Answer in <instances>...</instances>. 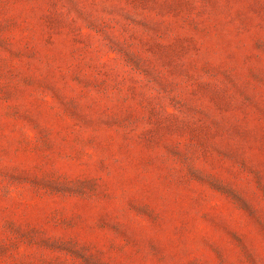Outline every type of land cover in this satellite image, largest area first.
<instances>
[{"label": "rangeland", "instance_id": "obj_1", "mask_svg": "<svg viewBox=\"0 0 264 264\" xmlns=\"http://www.w3.org/2000/svg\"><path fill=\"white\" fill-rule=\"evenodd\" d=\"M0 264H264V0H0Z\"/></svg>", "mask_w": 264, "mask_h": 264}]
</instances>
